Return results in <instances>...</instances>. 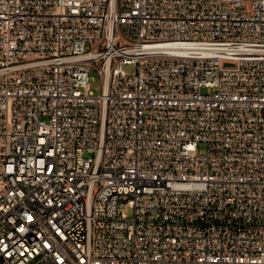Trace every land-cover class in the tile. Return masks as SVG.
Masks as SVG:
<instances>
[{
    "label": "built area",
    "instance_id": "built-area-1",
    "mask_svg": "<svg viewBox=\"0 0 264 264\" xmlns=\"http://www.w3.org/2000/svg\"><path fill=\"white\" fill-rule=\"evenodd\" d=\"M0 264H264V0H0Z\"/></svg>",
    "mask_w": 264,
    "mask_h": 264
},
{
    "label": "rangeland",
    "instance_id": "rangeland-1",
    "mask_svg": "<svg viewBox=\"0 0 264 264\" xmlns=\"http://www.w3.org/2000/svg\"><path fill=\"white\" fill-rule=\"evenodd\" d=\"M123 69L126 70L127 72H131V71L135 70L134 66H132V65H123ZM89 75H90V84H91L90 88L94 93L97 94L100 91L99 75L96 72V70H94V69H91L89 71ZM211 91H213V89H208V90L205 88L202 89V92H211ZM198 150L200 153L205 152L206 151V145L204 143H200ZM122 211L124 213H126V215L129 217L132 215V210L130 208H124Z\"/></svg>",
    "mask_w": 264,
    "mask_h": 264
}]
</instances>
